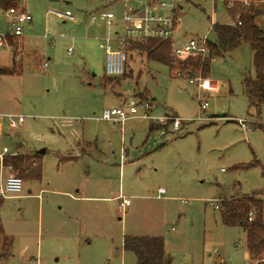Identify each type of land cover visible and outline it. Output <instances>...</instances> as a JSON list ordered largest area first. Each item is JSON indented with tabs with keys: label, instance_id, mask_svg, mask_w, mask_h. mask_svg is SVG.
<instances>
[{
	"label": "rangeland",
	"instance_id": "374dc122",
	"mask_svg": "<svg viewBox=\"0 0 264 264\" xmlns=\"http://www.w3.org/2000/svg\"><path fill=\"white\" fill-rule=\"evenodd\" d=\"M256 2L264 11V0ZM183 4L177 46L192 37L214 41V19L231 21L224 0ZM127 5L21 0L16 7L25 8L32 21L24 23L14 48L0 47L2 67H10L13 54L17 68L23 61L21 72L0 76V153L7 147L38 163L43 156V176L24 178L22 191L4 198L0 213L14 245L2 264H135V253L123 252L129 235L163 237L165 264H254L246 231L226 224L215 207L230 197L264 192V104L256 115L243 85L255 74L253 52L245 43L215 57L208 76L194 73L209 78L204 87L138 49L128 53L124 75L109 77L100 45L123 27ZM67 9L74 20L49 12ZM109 10L117 27L102 19ZM257 24L264 30V13ZM11 26L0 7V35L10 34ZM18 48L23 57L16 62ZM182 63L176 67H190ZM135 95L153 102V120L135 118L123 127L96 120ZM203 100L209 103L205 111ZM167 114L182 119L181 130L163 134L157 120ZM9 115L24 122L11 128ZM255 159L260 165L236 168ZM120 195L131 200L125 211Z\"/></svg>",
	"mask_w": 264,
	"mask_h": 264
},
{
	"label": "built area",
	"instance_id": "2783aa9c",
	"mask_svg": "<svg viewBox=\"0 0 264 264\" xmlns=\"http://www.w3.org/2000/svg\"><path fill=\"white\" fill-rule=\"evenodd\" d=\"M183 1L187 2L188 0H124L123 2H127L128 5L123 14V27L116 29L113 35H107L103 38L100 45L105 50V74L109 77H118L125 74L129 59L127 46L131 42H142L150 39L168 40L172 44L173 54L181 62H184L182 64H185V59L187 58L198 57L204 59L210 56L209 40L206 37H192L178 46L175 44L177 11L182 8ZM252 2L256 3V0ZM252 2L244 0L241 4L249 6ZM234 5L235 1L233 0L228 1L226 4L227 10L231 14L229 24H241V13L236 10L233 11ZM6 12L10 16L11 33L0 35V47L10 46V37L20 38L23 35L24 23L32 21V15L24 9L11 7ZM49 12L63 20H74V14L71 10H50ZM102 19L105 20L109 27H117L115 24L116 15L113 11L109 10L104 13ZM91 20L96 21V17L91 16ZM214 23H216L215 19ZM22 57L23 50L18 48V54L15 57L16 62L22 61ZM214 60L215 57H212L211 61ZM48 66V62L45 61L43 63L44 70ZM175 71H177V76H184L190 83L201 87H204L209 80L203 75L194 74L195 71L191 66L186 67V69L176 67ZM153 106V102L150 100L142 101L141 99L131 98L123 106L104 109L101 116L96 117V120L110 121L122 127L128 120L135 118L153 120L154 118L151 114ZM208 106L207 100L200 101V109L202 111H205ZM197 118L200 119L202 117L198 115ZM23 121L24 119L21 116L9 115V124L12 128H17ZM237 122L244 129L248 128L246 120L238 119ZM157 123L162 126L163 132L179 131L183 125L182 119L174 114H167L161 117L157 120ZM17 156H22V153L20 151L10 152L7 147H4L0 153V196L3 198L11 193H20L22 191L24 178L18 174L13 166L6 164L7 158ZM31 163L33 167L38 165L36 160H31ZM5 172H7L6 178L4 177ZM164 191V189H160V193ZM119 198V207L122 211H125L127 206L131 204V200L124 195H120ZM214 202L216 201H211V203ZM215 207L220 209L221 205L215 204ZM253 216L254 214H250V221Z\"/></svg>",
	"mask_w": 264,
	"mask_h": 264
},
{
	"label": "trees",
	"instance_id": "16d2710c",
	"mask_svg": "<svg viewBox=\"0 0 264 264\" xmlns=\"http://www.w3.org/2000/svg\"><path fill=\"white\" fill-rule=\"evenodd\" d=\"M115 4L124 0H102ZM225 5L230 0H224ZM235 5L233 11L241 13V24H226L216 22L213 30L216 38L209 40L210 56L207 58H188L185 60L195 72H201L208 76L211 72V58L222 57L247 43L253 52L254 76L244 78V91L248 99L249 108L254 109L256 115L261 114L264 104V30L257 24V18L264 12L259 9L253 0L249 6L242 5L244 0H233ZM21 0H0V7L5 11L11 7H17ZM106 7V6H105ZM12 38H9L11 42ZM138 49L146 53L148 60L164 63L171 70L176 68L179 60L172 52V44L168 40L150 39L142 42H131L127 51ZM11 71L0 67V75L9 74ZM140 97V96H139ZM142 98V97H141ZM146 99V98H144ZM261 126V124H256ZM155 127V126H154ZM31 156H17L6 159V164L11 165L25 179H40L42 177V164L32 166ZM260 165L255 159L251 164H242L236 168H249L251 165ZM264 192H256L252 195L232 197L222 200L221 207L223 220L228 225H239L247 233V248L254 264H264ZM4 198L0 196V210ZM250 214H254L250 221ZM14 238L7 235L0 213V264L7 259L11 253ZM123 248L132 251L137 257L136 264H165L166 251L163 237L129 235L124 238Z\"/></svg>",
	"mask_w": 264,
	"mask_h": 264
},
{
	"label": "crops",
	"instance_id": "0c3cea01",
	"mask_svg": "<svg viewBox=\"0 0 264 264\" xmlns=\"http://www.w3.org/2000/svg\"><path fill=\"white\" fill-rule=\"evenodd\" d=\"M256 4V6L260 9V7H259V3L257 4V2L255 3ZM184 8V4L182 5V8L181 9H183ZM20 9H24V10H26L25 8H20ZM68 10V9H67ZM262 10V9H261ZM263 11V10H262ZM264 12V11H263ZM74 19H75V17H74ZM226 24H229V23H226ZM19 40H20V38H19ZM186 42V41H185ZM183 43V42H182ZM181 43V44H182ZM10 46H12V48H14L13 46H14V44H16V40H15V38H12V40H11V42H10ZM21 44L23 45V42L21 41ZM14 52H15V49H14ZM130 53V52H129ZM0 67L1 68H3V69H6V70H9V71H11V73H9V74H5V75H13V74H15V73H18V72H21L22 71V69H23V61L21 62V66H20V68H17L16 66H15V63H14V54H13V59H12V61H11V65H10V67H8V68H6V67H2L1 65H0ZM5 75H0V76H5ZM136 96V95H135ZM132 98H134V97H132ZM136 98L137 99H141V98H139V97H137L136 96ZM142 110V109H141ZM153 110V109H152ZM152 110H151V112H152ZM142 112V111H141ZM218 116V115H217ZM24 122V121H23ZM22 124V123H21ZM262 126V125H261ZM11 127V126H10ZM19 127V126H18ZM17 127V128H18ZM264 127V126H263ZM12 128V127H11ZM166 133H168V132H164L163 134H166ZM83 152H85V151H83ZM47 153V151H45L44 150V152H43V154H46ZM31 154V153H30ZM39 158V160L41 161V164H42V158H43V156H41V155H39V157H37V159ZM42 170H43V165H42ZM42 176H43V172H42ZM42 178V177H41ZM119 197V196H118ZM86 198H93L92 196H89V197H86ZM96 198V197H95ZM230 198H232V197H230ZM111 199H115V197H113V198H111ZM229 199V198H228ZM7 234V233H6ZM8 235V234H7ZM123 244H124V240H123ZM14 245V244H13ZM126 250H124V248H123V252H125ZM136 261H137V257H136ZM136 261H135V264H136ZM253 261V260H252ZM253 263H255L254 261H253Z\"/></svg>",
	"mask_w": 264,
	"mask_h": 264
},
{
	"label": "water",
	"instance_id": "95a60500",
	"mask_svg": "<svg viewBox=\"0 0 264 264\" xmlns=\"http://www.w3.org/2000/svg\"><path fill=\"white\" fill-rule=\"evenodd\" d=\"M219 115H224V114H219ZM43 152H44V150H43Z\"/></svg>",
	"mask_w": 264,
	"mask_h": 264
}]
</instances>
